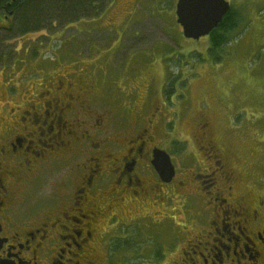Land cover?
<instances>
[{
	"label": "flooded vegetation",
	"instance_id": "flooded-vegetation-1",
	"mask_svg": "<svg viewBox=\"0 0 264 264\" xmlns=\"http://www.w3.org/2000/svg\"><path fill=\"white\" fill-rule=\"evenodd\" d=\"M81 74L9 91L0 264H264V192L209 117L193 119L191 149L174 151L167 114L177 105L98 108L106 96ZM155 150L169 156V181L152 166Z\"/></svg>",
	"mask_w": 264,
	"mask_h": 264
},
{
	"label": "rangeland",
	"instance_id": "rangeland-1",
	"mask_svg": "<svg viewBox=\"0 0 264 264\" xmlns=\"http://www.w3.org/2000/svg\"><path fill=\"white\" fill-rule=\"evenodd\" d=\"M226 1L241 20L234 38L211 54L208 37L182 36L177 0H109L97 18L5 41L0 114L11 106V88L19 93L48 74L89 72L106 96L98 108L115 109L131 98L177 105L167 114L174 120L170 136L182 142L174 151L184 142L194 146L193 119L208 116L219 143L252 168L256 189L264 192V0Z\"/></svg>",
	"mask_w": 264,
	"mask_h": 264
},
{
	"label": "trees",
	"instance_id": "trees-1",
	"mask_svg": "<svg viewBox=\"0 0 264 264\" xmlns=\"http://www.w3.org/2000/svg\"><path fill=\"white\" fill-rule=\"evenodd\" d=\"M109 0H0V64L4 61L2 43L24 35L61 28L103 14ZM7 14V16H5ZM241 15L230 7L219 25L207 36V53L220 51L234 37ZM171 87V84L169 88ZM170 89L165 92L168 94Z\"/></svg>",
	"mask_w": 264,
	"mask_h": 264
},
{
	"label": "water",
	"instance_id": "water-1",
	"mask_svg": "<svg viewBox=\"0 0 264 264\" xmlns=\"http://www.w3.org/2000/svg\"><path fill=\"white\" fill-rule=\"evenodd\" d=\"M229 9L226 0H177L176 23L185 39L199 40L219 25ZM152 166L163 181H169L174 174L169 156L164 151L153 152Z\"/></svg>",
	"mask_w": 264,
	"mask_h": 264
}]
</instances>
